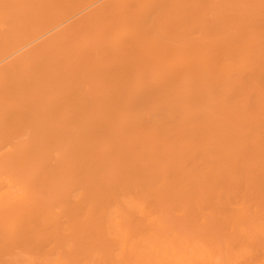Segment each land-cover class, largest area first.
Returning a JSON list of instances; mask_svg holds the SVG:
<instances>
[{"label":"bare ground","instance_id":"1","mask_svg":"<svg viewBox=\"0 0 264 264\" xmlns=\"http://www.w3.org/2000/svg\"><path fill=\"white\" fill-rule=\"evenodd\" d=\"M264 0H0V264H264Z\"/></svg>","mask_w":264,"mask_h":264},{"label":"rangeland","instance_id":"2","mask_svg":"<svg viewBox=\"0 0 264 264\" xmlns=\"http://www.w3.org/2000/svg\"><path fill=\"white\" fill-rule=\"evenodd\" d=\"M262 20H263V22H264V16H262ZM263 74H264V69H263Z\"/></svg>","mask_w":264,"mask_h":264}]
</instances>
